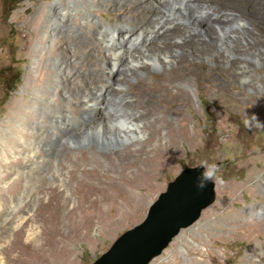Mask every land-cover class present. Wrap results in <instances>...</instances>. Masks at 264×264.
Returning a JSON list of instances; mask_svg holds the SVG:
<instances>
[{"label":"rangeland","instance_id":"rangeland-1","mask_svg":"<svg viewBox=\"0 0 264 264\" xmlns=\"http://www.w3.org/2000/svg\"><path fill=\"white\" fill-rule=\"evenodd\" d=\"M63 1L70 4V0H21L6 15L3 0H0V150L4 145L3 128L18 115L17 110L21 115L34 111L37 119L48 113L41 101V106L33 101L37 92L45 89L49 96L43 99L62 100L58 85L50 84L56 76L72 90L86 86L87 75L101 76L100 70L84 65L88 56L102 60L98 53L101 46L92 41L94 30L82 29L78 22L57 24L50 19L54 10L65 9ZM211 3L222 10L239 9L264 28V0H212ZM94 4L97 6L92 19L105 25L114 26L115 16L123 13L112 0H95ZM82 23L83 20H79V24ZM179 23L189 25L186 21ZM249 28L254 30L252 26ZM66 37H72L75 43H61L52 51L55 40ZM213 40L212 35L208 40L212 46L209 53L194 50L199 47L183 48L179 54L185 57L179 67L170 64L143 69L125 83L128 98L138 104L133 107L136 112L149 109V100L159 107L160 111L151 112L145 123L163 115L171 122V129L181 128L186 132L177 142L178 151L174 155L167 147L172 141L166 135L169 129H160L156 137L150 133L153 127L148 126L144 137L140 138L142 143L135 141L132 145L130 141L119 139L111 145L94 139L68 145L62 141L64 135H59L61 137L43 147V151L54 167L59 163L66 165L60 178L54 174L59 170L42 163L40 157V168H33L22 160L25 172L32 168L34 193L29 198L25 192L27 179L16 183L15 174L1 177L0 172V179L4 181L0 180V264H91L116 237L143 219L148 205L164 191L166 183L182 169L195 166L215 171L214 201L190 227L180 230L149 264H264V53H257L259 60L252 53H234L228 61L224 56L227 54L215 53L218 48ZM260 42L264 43V38ZM83 47L90 48L84 50ZM102 68L104 71L105 67ZM171 72L175 76L184 74L177 85L165 83ZM246 76L248 82L242 80ZM177 91L186 93L189 103L185 105L184 98L179 96L172 97ZM64 95L69 97L70 94L64 92ZM70 100L77 103L72 96ZM73 109L78 110V106ZM72 115L79 124L88 120L79 110ZM31 126L40 129L34 120ZM156 126L161 128L160 123ZM142 146L144 151L137 152ZM90 151L103 156L102 168L96 171L105 182H119L127 190L124 188L120 194L111 190L114 200L104 202V206L95 211L84 206L83 194L73 193L57 235L50 219L41 214L33 216L39 203L47 202L49 197L43 194L39 201L41 195L36 193V188L45 182L44 190L52 186L60 192L63 188L57 184L63 179L72 193L74 185L67 160L70 155L78 157ZM13 155L9 160H13ZM158 156H163L164 160L154 167L148 168L141 162L143 158ZM6 158L0 151V171L2 163L8 162ZM12 196H15L14 204L18 205L14 211L10 202ZM73 208L79 214L77 218L70 216ZM73 222L80 228L75 229ZM31 234L33 239L29 237ZM31 240L35 246L26 249L25 245Z\"/></svg>","mask_w":264,"mask_h":264},{"label":"bare ground","instance_id":"bare-ground-1","mask_svg":"<svg viewBox=\"0 0 264 264\" xmlns=\"http://www.w3.org/2000/svg\"><path fill=\"white\" fill-rule=\"evenodd\" d=\"M92 1L95 3V0H70V4L63 1L65 9L62 11L54 10L50 19L57 24L67 21L78 22L80 28L89 31L94 30L92 41L101 46L98 53H100L102 60L98 61L94 57L88 56L84 65H90L100 70L101 76L92 78L85 75L87 77L85 79L86 86L75 90L70 89L63 79L61 82V79L56 76L55 81H51L50 84L58 85L60 88L58 93L62 100L57 98L53 101L50 98L43 99V97L49 96L48 92L43 89L42 93L37 92L38 95L33 101L36 102L37 106H41L43 103L48 113L37 119L34 111H28L25 115H21L17 110L18 115H15L10 121L8 120L3 128L1 141L4 145L1 146L0 151L8 158H6L8 162L1 165V177L13 173L16 176V183L23 178L27 179L25 192H28V198L34 193L31 190L33 178L30 170L32 168L26 169L27 172H25L26 165L23 164L22 160L30 163L33 168H40L39 164L46 162L47 166L50 165L51 168L59 170L54 174L56 178H60L62 176L61 171L65 169L66 165L59 163L54 167L51 158L46 159L47 156L44 154L43 147L50 146L62 135H64L62 141L68 145L85 143L90 139L104 144H110L119 139L130 141L132 145L135 141L140 142V138L144 137V132L148 130V126L153 127L150 133L156 137H159L160 129L168 128L169 131L166 135L170 136L172 140L167 145L170 154L174 155L178 151L177 142L186 132H183L181 128L178 131L171 129V122L163 115L156 120L145 123L144 121L151 112L160 111L159 107L149 100L147 103L151 106L149 109L144 108L142 113L136 112L133 107L134 104L136 107L138 104L127 96L128 91L125 83L129 78H134L141 73L143 69L150 70L154 67L160 68L170 64L179 67L185 57L184 54H179V50L183 48L199 47L194 50L209 53L212 46L208 40L211 39L212 35L218 48L215 53L227 54L224 56L228 61L230 57L234 56V53H252L257 58V53H264V43L260 42V39L264 38V28L258 25L253 17H247L239 9L235 10L230 7L228 10H222L213 6L212 0H112L115 2L116 8L123 11V13L115 16L117 23L114 26L112 24L105 25L92 19L97 6ZM126 15H129V18ZM79 20H83V23L79 24ZM182 21L188 22L189 25H180L179 22L182 23ZM249 26H252L254 30H251ZM52 32L51 36L54 35L55 30ZM163 39L174 40L175 42H164ZM70 42L75 43L72 37L59 38L51 45V49L56 51L61 43L70 44ZM89 48L83 47L84 50ZM235 63V60L231 62L232 65ZM102 67H105L104 71H102ZM183 76L184 74L175 76L171 72L165 83L177 85ZM248 79L246 76L242 80L248 82ZM161 89H164V85L161 86ZM64 92L67 95L69 93L77 103L73 104L70 100L71 96L67 97ZM177 96L184 98L185 105L189 103L186 93L177 91L175 95L172 94V97ZM54 101L58 105H55ZM75 105L78 106L79 111L87 116L86 122L79 124L72 115L78 111L73 109ZM33 120L34 124L40 125V129L31 128ZM87 122L89 124H86ZM157 123H160L161 128L156 126ZM158 139L160 140V138ZM144 149L142 146L137 152L142 153ZM12 154H14V158L9 160ZM38 157L41 158V162H39ZM158 157L143 158L144 160L141 162L146 167L151 168L155 166V163L164 160L163 156ZM67 161L68 167H71V180L74 185L72 193L65 186L63 179L58 180L60 183L57 184V187L63 188L60 192H57L52 186L44 190L43 184L45 182L40 183L36 188V193L41 195L39 201H41L43 194H47L49 197H47V202L39 203L38 210L33 216L41 214V216L50 219L57 235L60 234L61 218L68 209V202L73 193L83 194L84 206L95 211L102 208L104 202L114 200V195L110 193L111 190L120 194L126 187L118 181V183L105 182L99 172L96 171L102 168L103 156L97 155L94 151L81 153L78 157L70 155ZM22 166L23 168L20 170ZM87 168H93V170H87ZM120 182L122 181L120 180ZM65 193L67 194L65 195ZM10 199V202H13L12 209L14 211L18 206L14 204L15 196ZM71 215L75 218L79 216L75 208L71 210ZM73 224L75 229L80 228L79 224L74 222ZM29 237L33 239L32 234ZM31 241L25 245L26 249H33L32 246H35L33 240Z\"/></svg>","mask_w":264,"mask_h":264},{"label":"water","instance_id":"water-1","mask_svg":"<svg viewBox=\"0 0 264 264\" xmlns=\"http://www.w3.org/2000/svg\"><path fill=\"white\" fill-rule=\"evenodd\" d=\"M203 166L182 169L159 193L143 219L114 239L91 264H149L180 230L190 227L214 201V183L199 187Z\"/></svg>","mask_w":264,"mask_h":264},{"label":"clouds","instance_id":"clouds-1","mask_svg":"<svg viewBox=\"0 0 264 264\" xmlns=\"http://www.w3.org/2000/svg\"><path fill=\"white\" fill-rule=\"evenodd\" d=\"M212 169L215 168V166H211ZM214 179H217L216 178V174H215V171H210L208 169H206L199 177V184L198 186L203 188V187H206V184L207 182L209 181H213ZM219 183H223L222 180H218Z\"/></svg>","mask_w":264,"mask_h":264},{"label":"trees","instance_id":"trees-1","mask_svg":"<svg viewBox=\"0 0 264 264\" xmlns=\"http://www.w3.org/2000/svg\"><path fill=\"white\" fill-rule=\"evenodd\" d=\"M20 1L21 0H3V5H2L3 12L6 15H9L10 12L14 9V6Z\"/></svg>","mask_w":264,"mask_h":264}]
</instances>
